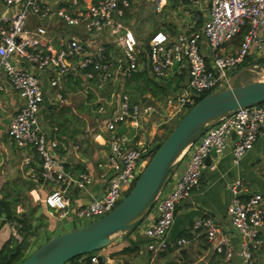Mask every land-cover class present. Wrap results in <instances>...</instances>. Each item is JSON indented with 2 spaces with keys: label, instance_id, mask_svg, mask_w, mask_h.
I'll return each mask as SVG.
<instances>
[{
  "label": "built area",
  "instance_id": "obj_1",
  "mask_svg": "<svg viewBox=\"0 0 264 264\" xmlns=\"http://www.w3.org/2000/svg\"><path fill=\"white\" fill-rule=\"evenodd\" d=\"M85 1L69 0V4L59 5L58 0H0V5L16 6L10 14H0V102L5 81L22 99V105L10 118L6 134L15 145L32 148L38 154L39 179L53 187L44 198L45 205L55 209L61 219L68 216L69 205L62 187L70 184L71 179L65 160L58 154V141L46 134L39 123L38 114L44 100L41 75H46L57 99H61L63 82L69 75L80 74L85 79L106 81L112 78L114 60L107 44L73 34L63 37L60 47L56 48L49 42L43 26L26 27L30 15L41 18L56 14L67 25H82L91 37L108 31L121 49L124 78L137 70L141 57L144 58L143 65L155 76L163 75L174 62L184 63L187 80L178 98L174 99L177 103L170 118L184 113L201 94L228 86V70L240 64L251 52L264 48V0H210L207 18L200 29L179 32L172 39L156 32L149 37L146 47L139 45L133 33L123 26V9L129 5V0H91L83 4ZM242 31L237 45L232 46ZM202 37L206 39L208 55L201 50ZM152 110L151 105L133 104L125 92L120 94L119 110L105 121L112 135L104 162L100 164L101 191L73 208L71 221L83 224L86 223L83 221L89 222L106 214L131 189L153 154V145H128L114 131L120 122L130 120L138 124V117ZM163 115H167L166 111ZM263 129L264 101L240 107L220 118L185 149L191 150L185 171L169 190L164 192L163 189L158 194L149 212L154 217L143 227L148 250L157 253L168 248L166 234L174 220L176 206L198 186L204 158L210 150L214 148L216 153H221L231 142L233 161L237 162L253 147ZM72 180L77 186L85 187L92 184L93 177L80 173ZM229 189L233 197L226 207V214L239 237L238 249L235 250L221 224L211 214L195 219L193 228L203 231L215 254L229 260L237 254L240 264H257L254 253L264 250V194L250 191L241 178H236ZM3 224L9 226L11 236L18 237L19 224L7 221L0 214V225ZM187 242L182 237L177 239L176 248L180 249ZM98 255L107 262L115 260L109 254L96 251L82 255L75 264H97Z\"/></svg>",
  "mask_w": 264,
  "mask_h": 264
},
{
  "label": "crops",
  "instance_id": "obj_2",
  "mask_svg": "<svg viewBox=\"0 0 264 264\" xmlns=\"http://www.w3.org/2000/svg\"><path fill=\"white\" fill-rule=\"evenodd\" d=\"M209 3L210 0H129V5L123 9L122 23L125 29L133 33L139 45L146 47L149 37L156 32H162L172 39L179 32L200 29L207 18ZM58 4L67 5L69 0H58ZM15 9V5H0V14L8 15ZM37 26L46 29L49 42L56 48L60 47V40L63 37L73 34L107 44L114 60L113 75L109 80L85 79L80 74L69 75L63 82L61 99H57L55 90L45 79L46 75H41L44 100L38 114L39 123L46 134L58 141V154L65 160L67 175L71 179L70 184L62 187L63 195L69 201L67 219L59 218L55 209L45 205L44 198L53 187L41 183L39 179L38 154L32 148L15 145L6 134L10 118L22 105V99L7 81L4 82L0 102V197L4 196L14 201L16 212L27 216L31 223H36L37 220L40 226L47 225L53 229L59 222L71 221L69 218L73 208L86 203L101 191L100 164L104 162L108 140L112 135L106 128L105 121L119 110L120 94L125 92L133 104L143 105L147 99L150 104H146L151 105L153 110L141 114L138 117V124L130 120L118 123L114 133L122 136L128 145L143 143L154 145L161 131L160 121L156 119L163 117L165 106L161 107L158 117L151 102H163L167 105L168 101L177 99L187 80V67L182 62H174L163 75L155 76L146 65H143L144 58L141 57L138 68L146 67L148 75L158 84L165 85L167 92L164 95H157L149 90L133 91L129 86L130 77L124 78L121 73L124 63L121 49L116 44V38L108 31L91 37L85 33L82 25H67L56 14L41 18L30 15L26 27L34 29ZM69 26L74 28L68 29ZM262 31L264 35V28ZM237 38L232 46L237 45ZM200 47L202 52L208 55L204 37L200 40ZM190 155L191 150H186L178 158L164 192L169 190L185 171ZM80 173L92 176V184L85 187L74 184L72 179ZM236 178H241L250 191H257L252 190V186H258L264 194V129L253 147L237 162L233 161L231 142H228L223 152L210 156L209 161L204 162L198 186L176 206L174 220L166 234L168 248L157 253L147 249L148 239L142 234V230L154 217L151 212L141 225L130 232L128 240H118L111 249L104 251L103 248L99 253L110 255L128 246L132 241L137 246L136 251L128 253L133 260H125L127 254H119L114 257L115 260L121 261L119 264H240L237 254L230 260L215 254L203 231L193 228L195 219L211 214L217 218L223 233L229 237L235 250L238 249L239 237L234 233L226 214V207L233 197L229 185ZM9 234V226L0 225V246L9 239ZM181 237L188 242L177 249L175 241ZM254 259L258 264V259H264V252L262 250L255 252Z\"/></svg>",
  "mask_w": 264,
  "mask_h": 264
},
{
  "label": "water",
  "instance_id": "obj_3",
  "mask_svg": "<svg viewBox=\"0 0 264 264\" xmlns=\"http://www.w3.org/2000/svg\"><path fill=\"white\" fill-rule=\"evenodd\" d=\"M242 70L230 77L228 86L208 92L185 111L154 150L131 189L109 212L48 238L18 264H65L74 257L105 248L114 234L135 230L165 188L185 149L220 118L264 101V79L235 84ZM215 154L212 148L204 162ZM97 258V264L121 262L104 261L101 255Z\"/></svg>",
  "mask_w": 264,
  "mask_h": 264
},
{
  "label": "rangeland",
  "instance_id": "obj_4",
  "mask_svg": "<svg viewBox=\"0 0 264 264\" xmlns=\"http://www.w3.org/2000/svg\"><path fill=\"white\" fill-rule=\"evenodd\" d=\"M67 28L69 29V28H74V27L69 26ZM249 57L252 59L251 64L247 63L246 65H243V67H241L238 70L236 69L237 66L232 67L230 70H228V75H229V77H231L232 76L231 74H233L234 72L236 73V72L240 71L241 69H243L239 73V75L237 76V78L235 80V84H242V83L250 81V80H263L264 79V63H258L257 62L258 59H261L262 57H264V48H263V50L256 52V53L251 52L249 54ZM146 100H144V102L142 103L143 106L146 103L150 104V101H146ZM176 103L177 102H175V101L174 102L168 101L167 105H165L163 102L162 103H158V102L156 103L154 101L151 102V104L154 106V108L156 110L154 113L157 114L158 117H159L158 112L161 113V107L165 106L164 111H166V113H167L166 116L163 115V117L161 116L162 118L160 117V118L156 119V120L160 121L159 122L160 127H161V128L159 127L161 129V131L159 133L160 135H163L164 133H166L167 130L168 131L171 130L174 127V125L178 122L180 117L185 113V112L182 114L180 113V115H176V116L170 118L174 113ZM252 188H253L252 190H257L258 192L262 191L258 186H252ZM83 222H88V221H83ZM142 222L140 223V225L142 224ZM32 223H33V225L30 228L29 233H27L26 235L21 233L20 236L17 237L18 238L17 241H20V240L23 241L22 253H21V257H23V258L25 256H27L29 253H31L36 247H38L41 243H43L47 238H50V237H52L58 233H61L63 231L72 229L73 227H77L80 225V223L78 221H68V222L62 221V222H59L56 225V227H54L52 229V227H48L47 225H45V226L42 225L43 227L40 226L38 224L37 220H36V223H34V222H32ZM129 234L130 233H125V232H120V233L114 234L112 236L111 243L105 247L104 251L111 249L112 246H114L115 244L118 243L117 242L118 240L127 239ZM9 235H10V237H12L11 234H9ZM262 252H264V250H262ZM87 254H89V253H87ZM125 257H126L125 260H128V261L133 260L129 254H127ZM263 260L264 259H258L259 262L263 261Z\"/></svg>",
  "mask_w": 264,
  "mask_h": 264
},
{
  "label": "trees",
  "instance_id": "obj_5",
  "mask_svg": "<svg viewBox=\"0 0 264 264\" xmlns=\"http://www.w3.org/2000/svg\"><path fill=\"white\" fill-rule=\"evenodd\" d=\"M242 33L243 31L239 34L238 40L241 38ZM257 62L264 63V57H262L261 59H258ZM247 63L249 64L252 63V59L249 57V55H247L243 59V61L237 65L236 69L237 70L240 69L241 67H243V65H246ZM233 74H235V72ZM128 80H130L129 86L131 90L133 91L144 92L146 90H149L153 94H157V95L159 94L164 95L167 92L165 85L163 86L161 84H158L153 79V77L148 75V71L146 67L137 68V70L132 73V75L130 76ZM127 81H126V85L128 87ZM207 93L208 92L201 94L199 97L196 98L195 102H197L201 97H203ZM169 131L167 130V132L164 133L163 135L156 137V142L153 145V151L163 141V139L166 137ZM15 206L16 205L14 201H10L4 196L0 197V214H3L7 221H14L16 224L20 225L18 236H20L21 233L26 235L27 233L30 232L32 223L28 220L27 216L17 213ZM17 239H18L17 237L15 238L12 236L0 246V264H18L23 259V257H21L23 241L22 240L17 241ZM135 246H136L135 242H131L128 246L123 247L120 250L111 253L110 256L114 258L116 255H119V254H128V253L134 252L137 249L136 248L137 246L136 247ZM95 252L96 251L91 252L89 253V255ZM78 258L79 256L74 257L65 264L78 263ZM258 264H264V260L260 261Z\"/></svg>",
  "mask_w": 264,
  "mask_h": 264
}]
</instances>
